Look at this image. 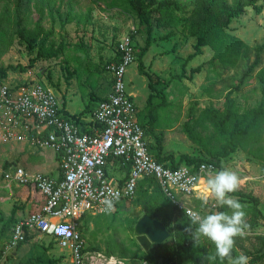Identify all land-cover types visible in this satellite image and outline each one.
Returning a JSON list of instances; mask_svg holds the SVG:
<instances>
[{
	"label": "rangeland",
	"instance_id": "rangeland-1",
	"mask_svg": "<svg viewBox=\"0 0 264 264\" xmlns=\"http://www.w3.org/2000/svg\"><path fill=\"white\" fill-rule=\"evenodd\" d=\"M179 1L185 7L181 13L185 19L194 8V0ZM226 3L227 7L232 6V0H226ZM41 9L42 25L52 33L50 39H40L45 41L44 52L57 53V56L38 60L34 67H30V61L37 57L41 44L39 42L30 50L27 42L19 38L16 22L20 17L28 29H33L40 18ZM153 26L154 42L143 61L145 72L153 75L155 91L149 88L148 77L139 74V56L145 46L146 27L140 23L125 0H0V69L9 70L12 82L36 80L50 89L61 104L66 105L67 112L78 114L88 104L94 106L97 98L108 94L109 88L99 68L114 56L116 42L130 34L135 43L137 60L126 77V88L141 118L145 122L154 118V123L151 120L148 127V132H151L149 142L152 144V141L160 139L163 155L173 156L176 162L184 155L207 159L208 154L189 140L183 126L187 122L196 125L208 143V148L217 149L224 144V140L211 126L201 121L202 112L208 108L222 111L226 96L231 91V98L239 113L261 103L263 85L257 74L264 70V0L245 9L243 15L231 22L229 32L243 42V50L235 66L219 60L211 63L214 55L211 48H204L202 55L186 63L187 57L194 53L197 41L183 34V26L175 29L173 38L161 41L160 38L170 30L158 29L155 22ZM257 48H262L258 66L244 79L240 89L235 90L255 62ZM197 67H202V71L192 74L191 70ZM150 96L154 103L151 117L147 116L149 107L146 106ZM252 149L259 150L264 158V131L262 140L258 144L252 143ZM6 163L52 175L59 174L60 164L56 159L48 158V152L44 150L0 143V219L8 221L13 208L17 207L18 222L36 213L33 204H36L37 192L15 189L13 198H9L8 192L2 188L1 179V170ZM222 165L224 169L237 173L239 187L228 195L239 200L246 213V226L234 241L235 256L245 254L249 257V264H264V256H261L264 255V219L256 218L251 210L255 205L251 199L255 198L258 201L257 209L264 215V159L239 150L222 160ZM108 172L114 177L120 171L109 166ZM148 196L153 210L157 209L161 218L170 216L177 222L183 216L157 185L149 189ZM146 198L147 195L138 191L137 198L124 201L114 211L86 217L82 234L87 245L102 253L112 252V256L128 264L137 261L144 249L138 242L135 229L139 220L146 215ZM28 201H33L29 207L26 206ZM193 204L201 215L214 211H227L231 214V210L220 205L214 195L208 201L196 200ZM13 225L5 236H1L0 232V251L4 250L0 264H17L28 255L35 243H50L47 237L43 239L35 233L31 241L20 249L7 250ZM1 228L0 222V231ZM169 243H173L171 238L166 241V244ZM202 243L208 247L210 256L214 255V245L210 241ZM50 257L58 259L57 264H74L69 251L56 244L50 251ZM210 264H230V261L228 258H216Z\"/></svg>",
	"mask_w": 264,
	"mask_h": 264
},
{
	"label": "built area",
	"instance_id": "built-area-1",
	"mask_svg": "<svg viewBox=\"0 0 264 264\" xmlns=\"http://www.w3.org/2000/svg\"><path fill=\"white\" fill-rule=\"evenodd\" d=\"M115 49L105 65L111 91L94 112L82 118L83 125L68 119L57 96L36 80L12 82L9 75H0V143L50 149L60 164L57 177L29 173L16 165L1 170L2 188L9 198L15 189L31 185L45 198L41 211L15 223L7 250L17 249L38 233L68 250L74 264H128L90 250L80 230L81 220L134 200L140 182L149 177L191 220L193 213H200L192 204L201 199L200 182L220 169L208 163L171 169L152 156L148 132L126 88V77L137 60L132 36L119 39ZM110 164L119 169L117 176L109 174Z\"/></svg>",
	"mask_w": 264,
	"mask_h": 264
},
{
	"label": "trees",
	"instance_id": "trees-1",
	"mask_svg": "<svg viewBox=\"0 0 264 264\" xmlns=\"http://www.w3.org/2000/svg\"><path fill=\"white\" fill-rule=\"evenodd\" d=\"M260 1L262 0H232V6L227 7L226 0H194L193 10L185 19H183L181 13L185 11V7L179 0H125L140 23L146 27L147 37L145 46L141 49L139 56V74L148 77L149 88L155 91L156 89L152 82L153 75L145 72L143 61L154 42L153 22L156 23L158 29L170 30L167 35L160 38L161 41L173 38L175 36V29L180 26H183L182 31L186 37L196 39L197 42L194 46V53L187 57L186 63L201 55L204 48H211L214 52L211 63L219 60L222 63L235 66L237 58L243 50V42L229 32L231 22L233 19L239 18L243 15L245 9L255 6ZM41 10L40 18L33 29H28L24 25L23 19L20 17L17 18L16 22L17 34L21 40L27 42L30 50H33L39 42L41 44L37 57L30 61V67H34L38 60L57 56V53L46 54L44 52L45 41L40 39H50L52 33L47 31L42 25L43 9ZM183 21L184 24H182ZM261 49L262 48L256 49L255 62L243 75L240 84L235 90L240 89V86L244 83V79L258 66ZM109 62L110 61H105V63L99 68L103 81L109 88L108 94L111 91V83L108 74L105 71V65ZM186 63L184 64L185 66ZM11 69H13V67H11ZM201 71L202 67H197L191 70L192 74L200 73ZM8 73V69H0V75L2 77H8ZM257 77L263 85V99L257 107L239 113L235 108L234 100L231 98L233 94V91H231L226 96V102L222 111L215 108H208L202 112L200 118L201 121L211 126L215 133L224 140V144L219 148L209 149L208 143L204 140L202 133L198 131L197 126L190 122L184 124L183 130L186 136L190 141L206 152L209 158L200 159L184 155L178 162H176L173 156L165 157L163 155L162 141L160 139H157L155 142L152 141V144L150 142L149 150L152 156L159 163L165 164L171 169L180 168L183 163L186 164L184 166L196 168L202 163H208L214 164L222 170L224 169L222 160L230 157L239 150L253 154L259 159H264L259 154V150L255 151L256 149H252V143H260L262 140V132L264 131V70L259 71ZM107 95L99 99L97 98V103L94 106L88 104L86 108L78 114H70L67 112L65 104L63 105V111L68 119H71L77 124L83 125L82 118L94 112L98 104L103 101ZM162 98L163 103L165 104L166 99L164 96ZM153 104V97L150 96L146 105L149 107V112L147 114L149 117H151L150 115H152L154 110ZM141 117L142 116L139 112V121L145 131L148 132V127L151 124V120L153 121L152 123H154V118H151L149 122H145ZM83 131H86L84 127ZM150 133L148 132V135H150ZM57 158L59 162V157ZM9 166V163L5 164V168H8ZM156 185L162 192L155 178H146L140 182L137 194L138 191H142L147 195L146 201L144 202L146 215L157 219L165 225L166 229L171 233L170 238L173 240V243L166 244L165 242L163 245L152 244L148 251H143L138 255V260L134 261L133 264H210L208 259L210 256L208 247L202 242L196 245L194 244V241L192 240V231L195 226L192 224V220L183 211L179 210L165 195L164 196L173 204L176 211L183 215L181 219L174 222L173 218L170 216L161 218L159 211L157 209L153 210L148 191L151 187ZM139 200L143 201L142 197H139ZM251 201L255 204L254 207L251 208L253 215L256 218L264 219V215L257 209V199L252 198ZM17 211L18 208L14 207L9 220L6 222L3 219H0V222L2 223L0 231L1 236H5L10 230V226L17 223ZM88 216L90 215H85L81 220V233L83 225L87 222L86 217ZM32 237L33 236L27 237L26 241L20 244L17 249H20L24 244L29 243ZM48 240L50 243L47 245L44 243H35L30 249L28 255L17 264H57L58 259L50 257V251L53 249L54 244L57 245V243L54 240H50V238H48ZM262 240L264 243V238H262ZM89 249L92 251H98L91 247ZM261 252L262 251L260 250V253ZM110 253L106 254L111 255ZM3 254L4 250H1L0 262ZM232 256L235 257L234 251L232 252ZM261 256L263 257L264 255ZM60 258L61 257H59V259Z\"/></svg>",
	"mask_w": 264,
	"mask_h": 264
},
{
	"label": "clouds",
	"instance_id": "clouds-1",
	"mask_svg": "<svg viewBox=\"0 0 264 264\" xmlns=\"http://www.w3.org/2000/svg\"><path fill=\"white\" fill-rule=\"evenodd\" d=\"M205 182L210 194L215 196L220 205L230 209L231 214L227 211H214L204 215L193 213L194 244L210 241L214 245V255L208 257L209 261L228 258L230 264H249V257L245 254L232 256L235 238L246 226L244 205L228 195L237 191L239 187L240 180L237 173L225 168L209 176ZM207 198L206 195L205 200Z\"/></svg>",
	"mask_w": 264,
	"mask_h": 264
},
{
	"label": "water",
	"instance_id": "water-1",
	"mask_svg": "<svg viewBox=\"0 0 264 264\" xmlns=\"http://www.w3.org/2000/svg\"><path fill=\"white\" fill-rule=\"evenodd\" d=\"M135 231L144 251H148L152 244L163 245L171 237L165 225L149 215H144L139 220Z\"/></svg>",
	"mask_w": 264,
	"mask_h": 264
},
{
	"label": "crops",
	"instance_id": "crops-1",
	"mask_svg": "<svg viewBox=\"0 0 264 264\" xmlns=\"http://www.w3.org/2000/svg\"><path fill=\"white\" fill-rule=\"evenodd\" d=\"M192 40V39H191ZM196 40V39H195ZM195 46V45H194ZM203 53V52H202ZM148 54H149V52H148ZM148 54L144 57V60H145V58L148 56ZM202 55V54H201ZM200 56V55H199ZM12 144H16V145H26V146H29V145H27V144H24V143H12ZM30 147V146H29ZM31 148V147H30ZM34 149V148H33ZM45 152H48V158L50 157L51 159H56L57 161H58V155L54 152V151H52V150H50V149H47V150H44ZM46 157L45 158H47V154L45 155ZM112 164H110L109 166H111ZM16 166H19V165H16ZM109 166H108V168H109ZM115 166H117V165H115ZM9 167H11V166H9ZM3 169H7V168H5V167H3ZM27 170V169H26ZM60 170V169H59ZM28 171V170H27ZM29 173H34V172H38V171H28ZM46 175H49V176H53V177H57V176H59L60 175V172H59V174L58 175H52V174H46ZM2 179V178H1ZM2 183H3V181H2ZM17 189H23V190H25V191H28V190H32V191H36L37 192V196H36V198H37V200H36V204H33V206H34V209L36 210V212H39V211H41L42 210V208H43V206H44V203H45V198L42 196V194L39 192V191H37L36 190V188L34 187V186H27V187H21V188H17ZM9 194V193H8ZM201 197V196H200ZM27 200H29V199H27ZM198 200H204V199H202V197H201V199H198ZM194 201H196V200H194ZM33 203V201H31V202H29L28 201V203L26 204V206L27 207H29L31 204ZM25 204V203H24ZM192 204H193V202H192ZM193 206L195 207V205L193 204ZM196 208V207H195ZM197 209V208H196Z\"/></svg>",
	"mask_w": 264,
	"mask_h": 264
},
{
	"label": "bare ground",
	"instance_id": "bare-ground-1",
	"mask_svg": "<svg viewBox=\"0 0 264 264\" xmlns=\"http://www.w3.org/2000/svg\"><path fill=\"white\" fill-rule=\"evenodd\" d=\"M199 189H200V192H199V195L202 197V199L205 200V196L207 195L208 198L207 200L205 201H208V199L211 197L212 194H210L208 188H207V185H206V182L204 180H201L200 182V186H199Z\"/></svg>",
	"mask_w": 264,
	"mask_h": 264
}]
</instances>
